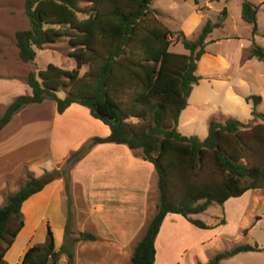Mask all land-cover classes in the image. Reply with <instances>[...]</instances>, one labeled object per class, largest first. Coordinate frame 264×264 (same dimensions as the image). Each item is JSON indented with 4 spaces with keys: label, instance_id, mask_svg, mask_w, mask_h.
I'll use <instances>...</instances> for the list:
<instances>
[{
    "label": "trees",
    "instance_id": "1",
    "mask_svg": "<svg viewBox=\"0 0 264 264\" xmlns=\"http://www.w3.org/2000/svg\"><path fill=\"white\" fill-rule=\"evenodd\" d=\"M153 0H25L28 28L15 32L18 58L33 63L37 50L68 40L76 66L71 69L48 63L29 70L25 82L30 94L16 96L0 116V129L22 107L45 99L55 101L58 112L71 103L87 107L91 115L109 126L105 137H95L72 152L62 168L40 176L27 172L17 191L8 193L0 206V264L24 225L22 203L56 178L64 181L70 205V170L96 143L126 145L149 161L157 178L158 202L144 233L126 264H154L155 240L167 214H177L200 229L214 228L196 218L209 205L223 206L229 198L248 190L264 189V112L256 110L260 95H248L251 115L261 121L250 125L236 118L208 122L207 135L181 134L178 117L199 77L197 62L204 52L205 38L221 26L227 13L222 8L215 22L206 20L198 35L187 39L173 31L151 7ZM197 4V0H194ZM258 6L249 0L240 4L241 19L257 31ZM180 42L187 53L171 50ZM250 56L264 60V49L255 45ZM88 69L80 75V68ZM66 90L64 91L63 89ZM63 90L64 96L57 92ZM129 119H135L130 121ZM222 217L218 224H224ZM64 244L55 250L47 224L45 241L26 249L19 264H75L73 248L79 241L96 236L80 231L69 236L65 226ZM257 242L237 244L216 252L204 264L247 251H262Z\"/></svg>",
    "mask_w": 264,
    "mask_h": 264
},
{
    "label": "crops",
    "instance_id": "2",
    "mask_svg": "<svg viewBox=\"0 0 264 264\" xmlns=\"http://www.w3.org/2000/svg\"><path fill=\"white\" fill-rule=\"evenodd\" d=\"M241 1L236 3L238 14L235 28L228 31L229 33H224L223 28L230 19L231 10L222 6L227 13L221 28H213L205 38L204 52L195 71L199 80L193 86L187 105L178 117L177 129L181 134L199 136V139L206 137H200L205 134L200 121L207 120L208 125L211 117L203 113L206 111L204 107H208L210 112L220 109L218 104L210 103L211 94L218 87H224V98L235 105L245 101L246 96L255 94L262 97L259 105L264 101V93H260L258 89L256 91L254 84L247 87V80L255 83L260 75H264V70L258 68L264 60L250 56V50L255 45L264 49V45L256 40L259 9H264V0H258L257 31L254 35L251 33V25L241 19ZM210 9L208 2L203 6L198 3L187 18L179 21L178 30L183 32L185 38L193 39L198 35L206 20H210L207 17V10ZM157 10L160 12L159 16L164 14L161 8ZM217 11L220 13V9ZM241 27L245 30L242 33ZM218 29H221L220 34H216ZM176 45L182 46L180 42H176L172 47ZM175 52L187 53L184 48ZM234 78L244 83H229ZM18 79L19 81L13 76L0 75V116L16 96L30 94L26 82L22 78ZM220 110L219 114L223 119L232 117L243 122L248 118L246 111H238L236 106ZM248 121L256 122L253 117ZM192 122H196V128L189 130L188 125ZM109 132L108 125L93 117L87 107L78 103H71L62 112L57 111L56 103L51 99L31 103L19 109L0 129V206L8 193L17 191L25 172L40 176L45 171L59 168L72 152L77 151L90 139L105 137ZM70 177L72 216L69 217L64 209L67 198L62 178L52 180L28 197L21 205L24 225L4 255L8 264H19L28 247L35 242H44L47 224L53 234L55 250H59L64 244L67 222L70 237L76 236L80 231H87L96 236V240L79 241L75 244V264H85L98 247L108 249L115 264L129 262L135 244L156 210V201L152 204V200L157 198V178L153 165L126 145L96 143L73 165ZM256 190L258 189L248 190L234 198L240 200L247 193H254L252 191ZM260 200L261 197L252 202L255 205ZM229 201L230 198L223 206L227 207ZM261 220L262 217L256 222L261 223ZM182 224L186 229L195 227L180 215L169 213L165 216L155 240L154 264H157L159 254L168 253L169 247L174 245L171 234H183L179 228ZM73 225L76 226V233L72 230ZM183 237L185 239L187 236ZM259 246L264 248V244ZM182 248L184 247L181 246L179 250ZM252 252L254 251L240 252L230 259ZM86 253L88 257L85 256ZM77 256L82 263L77 262ZM65 258L63 255L60 264H65ZM95 264H110V261H98Z\"/></svg>",
    "mask_w": 264,
    "mask_h": 264
},
{
    "label": "rangeland",
    "instance_id": "3",
    "mask_svg": "<svg viewBox=\"0 0 264 264\" xmlns=\"http://www.w3.org/2000/svg\"><path fill=\"white\" fill-rule=\"evenodd\" d=\"M24 1L25 0H0V75H4V77L13 76L14 79L18 81V78H22L25 81V77L27 76L29 70L43 69L48 63H53L66 69L74 68L76 66V62L75 58L72 55L73 47L68 43V40L66 39H60L57 42L45 45V49L43 50H37L36 57L33 63H27L18 58L16 41L14 37L15 32L20 29H26L29 26L28 20L24 14ZM237 1L238 0H198L197 2L200 6L205 5L206 2L211 5V9L207 10V17L212 20V22H215L220 15L217 10L220 9L221 11L222 6H227L231 10V14L229 17L231 20L228 19L226 26L224 27L225 29L223 28V26L222 28L224 30V33H229L228 31L232 30V28H235V25H237V23L235 24V21L237 20L236 16L238 14V6L236 5ZM249 1L256 3V5H258L259 3L258 0ZM195 5L196 3L194 2V0H153L151 2L152 8H161L164 11V14L158 17L164 25H166L173 31H177L178 28H180L179 21L181 19L187 18L193 12V8ZM259 13L260 19L258 33L256 34V40L261 45H264V9L262 10V8H260ZM215 28H221V26ZM240 31L242 33L245 30L243 29V27H241ZM220 33L221 29H218L216 34ZM171 49L173 51H178L183 48L180 45H176ZM258 68L260 70H264V63H262L261 66H258ZM87 69V65L82 66L79 71L80 75L83 74ZM259 73L262 74L263 71H259ZM237 81L244 83L242 80L236 78H234V80H232L231 82L229 81V83L236 84ZM247 82V87L249 86V84H254L255 90L258 89L260 93H264V75H260V78H258L257 82L255 83H253L252 80H247ZM204 84L207 83L204 82ZM246 88L245 91L247 90ZM63 90L65 91L66 88ZM63 90H59L57 92V95L59 97L64 96ZM224 91V87H218V89H215V92L211 94L212 99L210 103L218 104L217 106H219L220 109H226L228 107L236 106V108H238V111L245 110L248 115V118L245 121L243 120V122H249L250 125L259 122V118H255L256 122L248 121L253 117L250 113L252 109V102L246 103V101H242L241 103L235 105L232 101L224 98ZM257 94L259 93L257 92ZM204 109L206 111H203V113H207V117H212H210L209 120H221L224 118L219 114L221 113L220 109L212 112H210L208 107H204ZM256 110L259 112H264V101L261 105H257ZM201 116L202 115H200V117ZM129 120L134 121L135 119ZM200 123L205 131V134L200 135V137H205L208 127L207 120L200 121ZM188 128L189 130L196 128V122H192V124H189ZM64 164L65 162L59 168H62ZM26 173L27 172H25L23 176L21 184H23L25 180ZM252 192L254 193H247L240 200L237 199L238 197L232 199L230 198L227 207L212 204L209 205L204 212L196 215V218H199L208 224H216L214 228L200 229L194 227L186 229L183 228V224L182 226H179V228L181 229L180 232H183V234L177 232L174 233V235L171 234V241H174V245L172 247H169L168 253L166 252L165 254L158 255L157 264H204L216 252L230 248L237 244H253L254 242H257L259 245H263L264 189H258ZM68 196H71L70 188ZM260 197L262 198V200H260L259 203H255L254 205L252 201ZM154 201H156V203L158 202V192L157 198L156 200H152V204L154 203ZM64 209L65 212H67V215L71 217L73 210L72 203L70 202L69 205L66 201ZM222 217H224L226 220L225 225L218 224ZM261 217V223H257L256 221H258V219H260ZM72 230L76 233L77 230L75 225L72 226ZM183 236L187 237L184 239ZM42 243L35 242V244ZM181 246L184 248H182V250H179ZM85 256H87V253L85 254ZM91 258L95 259L96 261L90 260ZM76 260L78 263H82L80 262V258H78V256ZM97 260L103 262L107 260L110 261V264H115L113 256L110 254L109 250L105 248L98 247V249L89 256L88 260L85 261V264H95L96 262L98 263ZM220 264H264V250L246 253L232 259L227 258L221 261Z\"/></svg>",
    "mask_w": 264,
    "mask_h": 264
}]
</instances>
